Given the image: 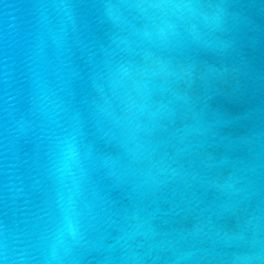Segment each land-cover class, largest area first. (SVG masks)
I'll use <instances>...</instances> for the list:
<instances>
[{
    "label": "water",
    "instance_id": "95a60500",
    "mask_svg": "<svg viewBox=\"0 0 264 264\" xmlns=\"http://www.w3.org/2000/svg\"><path fill=\"white\" fill-rule=\"evenodd\" d=\"M3 264H264V0H0Z\"/></svg>",
    "mask_w": 264,
    "mask_h": 264
},
{
    "label": "clouds",
    "instance_id": "9594fccd",
    "mask_svg": "<svg viewBox=\"0 0 264 264\" xmlns=\"http://www.w3.org/2000/svg\"><path fill=\"white\" fill-rule=\"evenodd\" d=\"M0 264H3V262H2V261H0Z\"/></svg>",
    "mask_w": 264,
    "mask_h": 264
}]
</instances>
